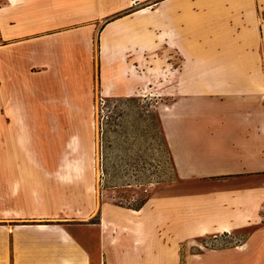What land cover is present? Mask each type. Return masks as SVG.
Masks as SVG:
<instances>
[{
    "label": "crops",
    "instance_id": "crops-1",
    "mask_svg": "<svg viewBox=\"0 0 264 264\" xmlns=\"http://www.w3.org/2000/svg\"><path fill=\"white\" fill-rule=\"evenodd\" d=\"M99 29L101 94L163 100L175 174L197 182L140 210L92 197L81 223L12 226L48 217L0 171V264H264V0H5L0 95L17 72L48 77L69 60L84 73Z\"/></svg>",
    "mask_w": 264,
    "mask_h": 264
},
{
    "label": "rangeland",
    "instance_id": "rangeland-1",
    "mask_svg": "<svg viewBox=\"0 0 264 264\" xmlns=\"http://www.w3.org/2000/svg\"><path fill=\"white\" fill-rule=\"evenodd\" d=\"M4 2L0 0V5ZM100 34L101 29L89 56L82 58L84 73L67 60L61 62L64 70L48 77L45 72L40 76L17 72L2 79L6 89L0 95V171H13L15 197L17 184L27 185L26 210L48 217L42 221L15 217L12 226L64 219L81 223L92 197L97 205L100 201L133 205L156 192L181 193L183 185L197 182L175 174L161 126L163 100L161 104L156 96L101 94ZM248 233L204 236L189 245L194 251L229 246Z\"/></svg>",
    "mask_w": 264,
    "mask_h": 264
},
{
    "label": "trees",
    "instance_id": "trees-1",
    "mask_svg": "<svg viewBox=\"0 0 264 264\" xmlns=\"http://www.w3.org/2000/svg\"><path fill=\"white\" fill-rule=\"evenodd\" d=\"M164 139H165V137H164ZM165 146H166L167 154L169 155L168 148L166 145V141H165ZM169 158H170V156H169ZM150 197H151V195H147L146 197L140 199L136 204H133V205H129V204L127 205V204H123V203H115V204L129 208V209L140 210L145 205V203L149 200Z\"/></svg>",
    "mask_w": 264,
    "mask_h": 264
},
{
    "label": "bare ground",
    "instance_id": "bare-ground-1",
    "mask_svg": "<svg viewBox=\"0 0 264 264\" xmlns=\"http://www.w3.org/2000/svg\"><path fill=\"white\" fill-rule=\"evenodd\" d=\"M14 119H15V117H14Z\"/></svg>",
    "mask_w": 264,
    "mask_h": 264
}]
</instances>
